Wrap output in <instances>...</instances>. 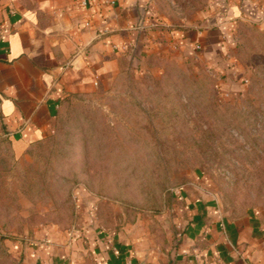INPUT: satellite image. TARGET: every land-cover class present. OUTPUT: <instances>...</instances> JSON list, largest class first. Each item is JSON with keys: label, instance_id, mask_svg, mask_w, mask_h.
<instances>
[{"label": "rangeland", "instance_id": "rangeland-1", "mask_svg": "<svg viewBox=\"0 0 264 264\" xmlns=\"http://www.w3.org/2000/svg\"><path fill=\"white\" fill-rule=\"evenodd\" d=\"M211 1L153 0L49 134L19 156L0 135V264L166 259L186 197L264 223V0Z\"/></svg>", "mask_w": 264, "mask_h": 264}, {"label": "crops", "instance_id": "crops-1", "mask_svg": "<svg viewBox=\"0 0 264 264\" xmlns=\"http://www.w3.org/2000/svg\"><path fill=\"white\" fill-rule=\"evenodd\" d=\"M79 2L0 0V135L8 138L17 156L30 142L50 133L67 92L97 82L111 69L109 59L118 53L110 44L130 45L138 32L136 25L145 23L143 11L154 10L153 0H116L113 6L105 0H87V6ZM254 2L211 1L218 11L246 10ZM86 21L89 26H85ZM175 36L184 45L189 40L184 33ZM206 200L197 197L191 203V199H184L180 238L169 246L166 259L157 257L155 250L148 258L139 253L135 258L115 260L93 248L95 261L264 264V223L251 216L229 220ZM94 244L91 241L89 246Z\"/></svg>", "mask_w": 264, "mask_h": 264}, {"label": "built area", "instance_id": "built-area-1", "mask_svg": "<svg viewBox=\"0 0 264 264\" xmlns=\"http://www.w3.org/2000/svg\"><path fill=\"white\" fill-rule=\"evenodd\" d=\"M105 3L110 5V6H113L116 3V0H105ZM79 4L81 6H87L88 2H87V0H80ZM143 24H144V22L137 24L136 29L141 30L143 28ZM85 26H89V21L85 22ZM129 46L130 45L127 43H119V44L118 43H111L110 44L111 50L115 53H125L128 50ZM196 47H198V45H196Z\"/></svg>", "mask_w": 264, "mask_h": 264}]
</instances>
